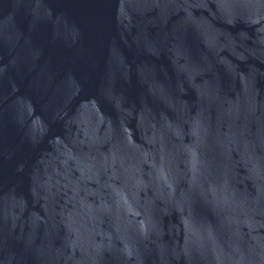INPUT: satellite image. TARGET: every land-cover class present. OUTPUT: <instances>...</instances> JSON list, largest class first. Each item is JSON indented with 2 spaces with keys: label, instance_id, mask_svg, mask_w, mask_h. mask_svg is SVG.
I'll return each mask as SVG.
<instances>
[{
  "label": "water",
  "instance_id": "obj_1",
  "mask_svg": "<svg viewBox=\"0 0 264 264\" xmlns=\"http://www.w3.org/2000/svg\"><path fill=\"white\" fill-rule=\"evenodd\" d=\"M0 264H264V0L3 8Z\"/></svg>",
  "mask_w": 264,
  "mask_h": 264
}]
</instances>
